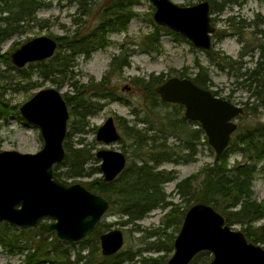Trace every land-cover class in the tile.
Wrapping results in <instances>:
<instances>
[{
	"label": "trees",
	"instance_id": "1",
	"mask_svg": "<svg viewBox=\"0 0 264 264\" xmlns=\"http://www.w3.org/2000/svg\"><path fill=\"white\" fill-rule=\"evenodd\" d=\"M70 1L76 2L79 6L80 14L74 17L73 21L80 28L71 30L65 35L54 36L58 47L52 57L29 63L27 68L11 66L17 70V74L7 73L9 70L0 72V79L4 81L0 84L2 89L9 88L12 83L20 86L22 79H31L30 69L37 70L39 76L51 80L60 87L62 82L71 78V68L74 66L77 55L83 54L86 58L90 57L94 51L105 49L111 44L110 34L127 29L131 19L137 15L133 7L141 0H105L100 4L95 0ZM208 1L213 10H222L225 5V2L219 4L217 0ZM45 5L47 4L43 0H0V62H5L7 66L11 65L10 53L3 51L2 42L14 34L25 32L30 23H37L39 21L37 11ZM94 6L99 9L95 24L94 20L82 19L83 16H93ZM150 20L154 29L141 38V45L149 53L154 54L160 52L162 31L168 28L158 25L152 18ZM88 22L92 26L88 27ZM260 32L264 33L263 30ZM124 47L122 44L121 53L111 62L113 70L122 71L130 64L129 57L134 50L130 52ZM257 48L258 58L255 66L245 68V71L237 73L236 77H245L243 82L239 83L249 81V86L256 83L252 94L259 101L258 106L264 107L262 93L264 90V42ZM207 52L209 60L220 66L224 61L229 67H233L235 63H241L238 60H231L221 52H213V50H207ZM249 53L255 55L254 50L242 51L241 58ZM197 65L199 71L195 77H190L184 71L181 72L182 76L191 78L204 88H209L211 79L206 68L200 64ZM109 73L110 70L98 83H94L93 79L87 85L77 86L74 83L72 84L74 92L64 95L71 115L78 119V123L74 120L71 124L75 133H84L85 125H88L87 118L103 106L99 101H92V98H115L114 89L109 85ZM57 77H60V82ZM166 79L165 73L152 74L149 78H134V84L143 92L148 103L145 105L143 118L139 117L141 110L136 111V108L133 109L135 114L133 120L119 118L118 126L123 135L120 143L124 152L130 153L127 165L111 182H106L102 176H98L85 184L91 191L106 196L111 203L109 211H115L127 217L125 221L127 224L138 226V222L153 210L170 207L162 221V226L145 234L143 236L145 246L137 251L126 250L103 256L99 247V237L105 227L103 222H100L89 237L80 240L84 243L89 238H93L92 245H84L73 254L66 246L70 242H61L54 234L39 232L37 228L19 229L0 221V245L12 253L15 250L25 253L21 264L44 262L52 264H125L126 262L167 264L174 251V242L186 211L197 202L212 205L223 214L227 224L242 225L241 230L250 241L264 246V223L256 225L257 221L264 219V201H257L253 191L255 174L259 171L264 173V122L238 124L229 146L218 159L204 166L199 172L177 182V191L186 202V207L181 208L180 203L168 200L169 196L165 190V184L176 179L177 175L172 170L162 169L160 166L167 161L179 163L195 160L200 151L199 145L202 141L207 145L208 138L199 122L185 116L182 104L168 103L160 98L156 88ZM28 85L30 83L22 87L27 89ZM214 93L217 95V92ZM245 104L248 105L249 101ZM162 105L169 106V109L159 111L157 107ZM9 108L0 97V115L5 116ZM250 109L256 110V107L253 106ZM140 124H144V127H139ZM77 143L78 146L65 139L66 159L63 163L54 166L58 178L66 183H70L69 180L76 177L101 173L99 165H91L92 159H96L93 148L85 144L83 139ZM237 152H241L243 160L231 166L229 157ZM136 230L142 231L137 227ZM29 232H34L33 236H29ZM24 241L26 242L23 243ZM83 250H87L88 254H82ZM147 252L159 254L145 255ZM212 258L209 251H201L189 264H208Z\"/></svg>",
	"mask_w": 264,
	"mask_h": 264
},
{
	"label": "water",
	"instance_id": "2",
	"mask_svg": "<svg viewBox=\"0 0 264 264\" xmlns=\"http://www.w3.org/2000/svg\"><path fill=\"white\" fill-rule=\"evenodd\" d=\"M150 1L155 6L153 19L158 25L179 33L197 48H212L215 26L209 1L193 5H180L173 0ZM57 47L54 37L42 35L23 43L10 58L16 67L22 68L52 57ZM156 91L163 101L182 104L185 116L201 124L218 159L238 128L237 117L244 113V106L216 95L189 77H169ZM19 111L28 124L40 130L44 143L34 153L0 151V221L19 229L37 228L52 233L61 242H78L97 228L111 203L84 184L66 183L56 175L54 166L66 159L64 141L70 118L66 98L58 88H43L24 102ZM96 139L105 144L122 139L112 116L99 126ZM96 156L101 160L106 182L113 181L127 165V156L121 150L102 148ZM124 242L121 229L100 235L105 256L120 251ZM205 250L213 256L208 264H264L262 244L250 241L242 230L227 224L212 205L197 202L185 214L167 264H189Z\"/></svg>",
	"mask_w": 264,
	"mask_h": 264
},
{
	"label": "rangeland",
	"instance_id": "3",
	"mask_svg": "<svg viewBox=\"0 0 264 264\" xmlns=\"http://www.w3.org/2000/svg\"><path fill=\"white\" fill-rule=\"evenodd\" d=\"M43 1L47 5L41 7L37 11V18L39 21L37 23H30V25L26 27L25 32L14 34L5 39L1 45L3 51L9 52L11 55L23 43L32 38L42 35L51 37L65 35L71 30L80 28V26L78 27V25H75L73 21L74 17L80 14L79 6L76 2H71L70 0ZM95 1L100 4L105 0ZM173 1L180 5H193L202 0ZM224 2L225 5H223L222 10H213L211 7L212 23L215 26V32L212 35L213 45L210 50H213V52H221L230 57L231 60H238L241 63H235L233 67H229L224 61L221 63V66L224 67L222 68L218 63L209 60L206 50L197 48L190 40L180 34H174L170 29L162 31L160 52L154 54L149 53L141 45V38L154 29L150 19H153L155 6L150 0H141L133 7L137 15L131 19L127 29L123 32H114L110 34L111 44L105 49L94 51L90 57L86 58L83 54L77 55L74 66L71 68V78L62 82L60 87H57V84L53 83L51 80L39 76L36 68H34L36 71H32L28 68L32 72L31 79H22L20 86L12 83L7 89H2L0 87L2 102H6L8 108L10 107L5 116L0 115V151L13 149L21 152L34 153L43 147L44 142L40 130L28 124L21 117L19 111V107L30 99L33 94L48 87L58 88L64 95L66 93L72 94L74 92L72 84L76 83L77 86L83 84L87 85L88 83L90 84V80L92 79L94 83H98L109 70V85L114 89L113 94L115 98H92V101H99L103 106L87 118L88 125H85L84 133H75L74 129L71 128V124L74 120L78 123V119L73 117L71 113L68 121L66 139H68L69 142L75 143L76 146L79 145L77 142L83 139L85 144L93 148L94 153L102 148L117 149L124 152L122 143L120 142L105 144L96 139V132L99 126H101L109 116H113L118 125L120 117L133 120L135 118L133 109L136 108V111L137 109L139 111L141 110V112H139V117L143 118L145 105L148 103V99L134 84L133 80L135 77L149 78L152 74L160 73H165L167 78L172 76L183 77L181 73L183 71L190 77H195L196 73L199 71L197 64L206 68L208 76L211 79L209 88L213 92H217L218 96L226 98L234 104L244 106L242 117H239L240 115L237 117L238 124L264 122V107L258 106L260 103L252 94L255 90L256 83H252V86H249V81L239 83L243 82L245 77H236V74L244 72L245 68H252L255 66L258 58L257 47L260 43L264 42V33L260 32L261 30L264 31V0H217L219 4ZM93 9V16H83L84 18L82 19L94 20L95 24L98 20L99 9L97 6H94ZM87 26H92V24L88 22ZM122 44L125 46L124 48L129 49L130 52L134 50L129 57L130 64L125 66L122 71L113 70L111 62L116 55L121 53ZM252 50H254L255 55L249 53L241 58L242 51L249 52ZM11 66H15L12 61L10 66H7L5 62H0V72L9 70L7 73L17 74V70L13 69ZM25 67L27 68L28 65ZM57 80L60 82V77H57ZM2 82L4 81L0 79V84ZM29 83L30 85H28L27 89L22 87L24 84ZM262 93L264 94V90ZM248 101L249 104L246 105L245 103ZM246 106H249V109ZM253 106L256 107V110L250 109V107ZM13 107H15V109ZM157 109L159 111H165L169 109V106L162 105L157 107ZM79 123L82 125L80 121ZM139 127H144V124H140ZM120 131L122 132L121 129ZM71 132L72 135L70 136ZM171 141H173V139H171ZM202 142L199 145L200 151L195 160L179 163L167 161L160 166L162 169L172 170L177 175L176 179L165 184V190L169 196L168 200L174 203H180L181 208L186 207V202L182 200L177 191V182L199 172L204 166L216 160L214 148L210 146L209 143L206 145ZM126 154L129 160L130 153ZM241 160H243L241 152L233 153L229 157V164L232 166ZM100 163L101 160L96 158L92 159L91 165L96 166L100 165ZM98 176H101V173L85 177H76L70 179L69 182H80L85 185ZM253 191L254 198L257 201H264V173L261 171L255 174ZM169 209L170 207H160L153 210L144 219L138 222V226L127 224L125 223L127 217L115 211H108L101 220V222L105 224L103 232L111 229H121L124 232L125 242L124 246L118 252L126 250L137 251L139 248L145 246V239H143V236L162 226V221L165 219ZM262 223H264V219L257 221L256 225ZM231 226L234 229H242V225L238 223L231 224ZM136 227L140 228L142 231H137ZM33 234L34 232L28 233L29 236H33ZM93 241V238H89V240L84 243L81 241L71 242L66 244V246L70 248L74 254L77 250L82 249L84 245H92L91 243ZM25 242L26 241L23 243ZM99 247L103 255L100 243ZM82 254H88V251L83 250ZM158 254L159 253L151 252L145 253V255L153 256H157ZM24 257L25 253L18 252L17 250L12 253L0 245V264H21ZM38 264L52 263L44 262ZM125 264L138 263L126 262Z\"/></svg>",
	"mask_w": 264,
	"mask_h": 264
},
{
	"label": "flooded vegetation",
	"instance_id": "4",
	"mask_svg": "<svg viewBox=\"0 0 264 264\" xmlns=\"http://www.w3.org/2000/svg\"><path fill=\"white\" fill-rule=\"evenodd\" d=\"M212 45H213V43H212ZM206 51H207V50H206ZM45 60H46V59H45ZM31 63H33V62H31ZM28 64H29V63H28ZM28 64H27V65H28ZM24 67H25V66H24ZM69 111H70V109H69ZM109 117H110V116H109ZM109 117H108V118H109ZM112 117H113V116H112ZM113 118H114V117H113ZM114 120H115V118H114ZM115 123H116V121H115ZM116 125H117V123H116ZM117 128H118V125H117ZM118 129H119V128H118ZM119 130H120V129H119ZM120 132H121V131H120ZM121 134H122V132H121ZM122 138H123V135H122ZM121 140H122V139H121ZM121 140H120V141H121ZM97 141H98V140H97ZM120 141H119V142H120ZM117 143H118V142H117ZM97 151H98V150H97ZM97 151H96V152H97ZM96 152H95V157L97 158V156H96ZM124 153H125V152H124ZM125 154H126V153H125ZM126 156H127V154H126ZM127 162H128V158H127ZM99 166H100V165H99ZM100 170H101V169H100ZM101 176L103 177L102 172H101Z\"/></svg>",
	"mask_w": 264,
	"mask_h": 264
}]
</instances>
